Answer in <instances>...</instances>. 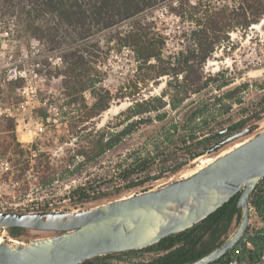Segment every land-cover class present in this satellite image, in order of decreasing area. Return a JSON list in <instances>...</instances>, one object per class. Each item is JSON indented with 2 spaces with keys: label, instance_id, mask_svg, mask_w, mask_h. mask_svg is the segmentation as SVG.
I'll return each mask as SVG.
<instances>
[{
  "label": "rangeland",
  "instance_id": "rangeland-1",
  "mask_svg": "<svg viewBox=\"0 0 264 264\" xmlns=\"http://www.w3.org/2000/svg\"><path fill=\"white\" fill-rule=\"evenodd\" d=\"M237 1L211 0V4L231 7ZM152 21L157 32L165 38L163 59L178 58L180 53L193 49V31L197 29L194 21L182 20L163 7L152 13ZM5 31L0 23V101L9 108L7 115L0 117V211L85 210L96 203H79L72 195L73 190L85 185L89 197L123 188L121 194L103 202L157 188L169 180L193 173L207 157L220 153L216 150L211 155L203 154L218 142L213 139L202 149L195 144L203 137L238 122L243 124L237 131L264 126V19L246 30L233 29L223 36L222 44L202 68L203 80H211L197 94H179L180 77L178 82L164 76L138 83L131 53L128 50L112 52L100 66L103 73L101 86L112 95L109 107L98 116L78 124L75 137L67 135L68 124L80 115L63 106L65 98L57 89L59 80L45 76L47 70L59 66L58 60L47 59L49 53L43 42ZM9 67L24 71L25 79L2 81L3 73ZM37 69L40 74L35 73ZM167 83H170L169 87ZM26 86L35 90L27 103L22 93ZM85 99L92 104L88 93ZM136 104H141V108L147 111L128 120L127 110ZM42 114L47 118L43 119ZM138 120L141 121L135 123ZM12 122L14 131H5ZM130 123H133L132 127L112 149L95 158L76 155L82 146L92 147V142L100 139L104 143ZM34 126L37 127L34 129ZM16 143L25 150L30 148L32 153H42L49 158L56 172L52 183L39 184L31 164L28 168L17 164L20 158L14 153V145L13 148L9 146ZM241 144L237 143L233 148ZM192 154L200 155L193 158ZM144 158L157 159L143 173L134 174L127 180L120 179V171ZM131 184L134 185L131 187ZM252 218L251 225L258 227L245 234L246 240L255 231H264V221L258 220L254 213ZM235 225L233 222L229 230ZM234 249L240 260L250 264L241 254L243 245H236ZM263 254L264 250L261 256ZM151 257L152 254L141 253L122 257L118 262L145 263ZM254 264L264 262L259 260Z\"/></svg>",
  "mask_w": 264,
  "mask_h": 264
},
{
  "label": "trees",
  "instance_id": "trees-1",
  "mask_svg": "<svg viewBox=\"0 0 264 264\" xmlns=\"http://www.w3.org/2000/svg\"><path fill=\"white\" fill-rule=\"evenodd\" d=\"M160 7L182 20L194 21L197 27L193 31V49L185 54L180 53L178 58H162L165 38L157 32L152 21V13ZM263 19L264 0H238L231 7L213 6L211 0H0V23L6 29L5 32H17L43 42L49 53L47 59L58 60L59 66L47 70L45 76L59 80L57 89L65 98L63 106L80 115L76 121L68 124L67 135L71 137L77 136L78 124L98 116L109 107L112 95L101 86L103 73L100 66L112 52L128 50L131 53L136 64L135 79L138 83L164 76L178 82L177 78L180 77L181 85L177 86V92L182 96L197 94L211 80H203L205 77L202 68L214 50L222 44L223 36L233 29L246 30ZM35 73L40 74L41 71L37 69ZM213 80L216 82V77ZM86 93L93 100L90 105L85 99ZM141 107V104H136L129 108L128 120L147 111ZM42 118L46 119L47 116L42 114ZM132 124H127L125 129L116 132L104 143L102 139H91L94 143L92 147L82 146L76 151V155L87 159L95 158L112 149ZM242 124L243 122L240 127ZM5 131H14L13 122ZM13 139L12 136L11 140ZM209 142L210 139L203 137L197 146L205 149ZM9 146L15 148L14 153L20 158L17 160L18 165L28 168L31 164L39 184L55 180L56 172L44 154H36L35 151L32 153L30 148L25 150L17 143ZM199 155L195 154L193 158ZM156 159L144 158L131 163L120 171V179L127 180L134 174L143 173ZM89 193L86 185L72 191V195L78 200L87 199ZM237 199L238 194L190 229L170 235L152 246L95 257L81 264H128L118 261L122 257L141 253L152 254V257L145 263L135 264L193 262L213 250L226 237L237 214ZM250 206L253 213L264 221V179L253 193ZM22 232L19 228L10 230L12 236H18ZM263 232L255 231L248 237L249 246L243 244L241 254L250 264L260 260L264 250Z\"/></svg>",
  "mask_w": 264,
  "mask_h": 264
},
{
  "label": "water",
  "instance_id": "water-1",
  "mask_svg": "<svg viewBox=\"0 0 264 264\" xmlns=\"http://www.w3.org/2000/svg\"><path fill=\"white\" fill-rule=\"evenodd\" d=\"M232 130L231 125L206 137L211 141ZM237 143L242 144L233 148ZM216 150L220 153L207 157L214 159L209 164L157 188L106 202L123 188L78 200L96 203L85 210L0 211V264H81L95 257L141 250L190 229L238 194L233 230L213 250L187 264L217 261L246 232L258 227L251 225L250 200L264 179V126L244 128L205 154ZM13 228L23 230L22 234L12 236Z\"/></svg>",
  "mask_w": 264,
  "mask_h": 264
},
{
  "label": "built area",
  "instance_id": "built-area-1",
  "mask_svg": "<svg viewBox=\"0 0 264 264\" xmlns=\"http://www.w3.org/2000/svg\"><path fill=\"white\" fill-rule=\"evenodd\" d=\"M2 71L0 70V79H1V74ZM25 72L24 71H20L17 70V68H13V67H9L6 69V71L3 73V78L2 81H12V80H17V79H25ZM22 93L25 95L26 98V102L27 103V99L31 98L34 96L35 90L32 89L31 87H23L22 88ZM9 112V108H5L1 101H0V117L3 115H7L6 113ZM37 122V120H35ZM37 126H34V129ZM40 130V127H39ZM245 244L246 246H249L248 240H246V238L241 239L240 243H238L237 245L240 246ZM240 250V248H239ZM260 260L264 262V254L260 257ZM211 264H246L243 260H240L237 256V250H235L234 248L229 251L227 254H225L223 257H221L220 259H218L217 261L211 263Z\"/></svg>",
  "mask_w": 264,
  "mask_h": 264
},
{
  "label": "flooded vegetation",
  "instance_id": "flooded-vegetation-1",
  "mask_svg": "<svg viewBox=\"0 0 264 264\" xmlns=\"http://www.w3.org/2000/svg\"><path fill=\"white\" fill-rule=\"evenodd\" d=\"M240 124H241V122L235 123L234 125H232V126H233V130H232V131H230V132L227 133V134H223V135H220V136L215 137L214 140H217V141H218L215 145L221 143L222 141L226 140L227 138L231 137L232 135L238 133L239 131H237V130L240 128ZM218 131H219V130H218ZM225 136H226V137H225ZM223 137H225V138H223ZM209 149H210V148H209ZM207 150H208V149H207ZM205 152H206V150H204L203 154H204ZM193 156H195V154H192V157H193Z\"/></svg>",
  "mask_w": 264,
  "mask_h": 264
},
{
  "label": "bare ground",
  "instance_id": "bare-ground-1",
  "mask_svg": "<svg viewBox=\"0 0 264 264\" xmlns=\"http://www.w3.org/2000/svg\"><path fill=\"white\" fill-rule=\"evenodd\" d=\"M254 27H256V26H254ZM227 152H229V151H225V152H223V153H222L221 155H219V156H222V155L226 154ZM213 160H214L213 158H208V159L205 160L204 162L200 163V164H201V167H200V168H202L203 166L209 164V163L212 162ZM200 168H198V169H200ZM1 241H2V237H1V235H0V242H1Z\"/></svg>",
  "mask_w": 264,
  "mask_h": 264
}]
</instances>
